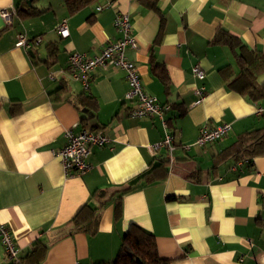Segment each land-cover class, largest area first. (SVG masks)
<instances>
[{
    "label": "crops",
    "instance_id": "crops-1",
    "mask_svg": "<svg viewBox=\"0 0 264 264\" xmlns=\"http://www.w3.org/2000/svg\"><path fill=\"white\" fill-rule=\"evenodd\" d=\"M21 1L0 0V11L16 10ZM27 1L31 16L14 17L7 28L0 17V224L11 231L20 263H108L134 224L153 235L169 264H264V156L250 166L227 161L208 174L213 156L240 133L264 128L256 115L262 104L233 91L229 72L220 71L228 66L231 77L238 74L234 49L212 43L222 29L264 53V0H155L154 8L147 0H99L74 14L63 0ZM119 14L128 16L136 39L135 49H125L126 60L144 91L170 107L165 120L173 162L158 146L165 134L161 120L128 116L123 71L95 69L87 90L68 77L69 54L98 55L121 37L114 25ZM61 21L67 38L55 31ZM19 33L39 43L31 51L17 48ZM51 44L55 55L46 62ZM150 58L166 68L169 90L151 73ZM195 65L202 80L191 73ZM257 82L264 84V73ZM83 93L95 110L76 104ZM222 123L230 126L224 138L195 145L201 127ZM80 129L101 131L109 143L92 149L88 173L65 178L52 151L65 144L66 130ZM159 163L120 197L115 217V191ZM192 172L198 175L187 178ZM98 202L96 231L73 230L83 207ZM36 246L44 252L31 261L27 255ZM0 264H9L1 244Z\"/></svg>",
    "mask_w": 264,
    "mask_h": 264
},
{
    "label": "built area",
    "instance_id": "built-area-1",
    "mask_svg": "<svg viewBox=\"0 0 264 264\" xmlns=\"http://www.w3.org/2000/svg\"><path fill=\"white\" fill-rule=\"evenodd\" d=\"M101 9L98 8L97 10ZM0 17L4 24L9 26L15 17V10L3 9L0 11ZM114 25L121 37L104 45L98 55L69 54L66 63L68 77L70 80L80 83L82 88L87 90L92 80V72L95 69H105L108 66H113L123 71L128 85L125 99L132 104L128 110V116L131 118L152 117L161 120L165 134L158 146L163 147L167 151L169 161L173 162L174 139L171 129L165 120V115L170 107L167 104L160 103L155 97L144 91L136 67L125 58V49H135L136 47V39L131 32L128 16L126 14L116 15ZM55 31L60 38L69 36L66 21H61L56 26ZM38 43V39L31 41L24 34L19 33L14 45L25 51H31L32 46ZM191 73L199 80L204 78V72L198 65L191 69ZM49 78L53 79L54 77L50 74ZM202 90L201 88L197 91L200 98ZM198 102H200V99ZM263 112L264 109L258 107L256 115L260 116ZM229 130V124L225 123L212 128L201 127L194 143L199 147L214 144L224 138ZM64 138L65 144L57 151H52V155L59 159L65 178L81 177L88 173L92 167L89 162L92 149L105 147L109 143L103 133L98 130L80 129L76 133L66 130ZM0 244L5 252L7 261L14 264L20 263L19 249L15 245L11 231L3 224H0Z\"/></svg>",
    "mask_w": 264,
    "mask_h": 264
},
{
    "label": "trees",
    "instance_id": "trees-1",
    "mask_svg": "<svg viewBox=\"0 0 264 264\" xmlns=\"http://www.w3.org/2000/svg\"><path fill=\"white\" fill-rule=\"evenodd\" d=\"M98 1L99 0H63L69 14H74L84 7L95 4ZM146 3L154 8L155 0L149 2L147 0ZM15 12V17L19 18V20H23L31 16L32 11L26 8L25 0H22L18 3ZM212 43L228 45L234 49L235 61L239 70L238 74L231 77L232 75L230 74L228 66L220 69L224 74L229 72L227 76V78L230 79L228 86L238 94L249 98L252 102L261 103L264 109V84H259L257 82L259 76L264 73V53L255 49H250L222 29L217 31ZM51 48L52 44L47 46L46 62L51 61V58L55 55L54 49ZM150 71L164 86L165 90H169V76L166 68L163 65L157 64L153 58H150ZM75 101L76 104L82 106L91 105V107L93 106V110L96 109V104L93 105L94 101L92 98L86 96L85 93L79 95ZM261 116L264 120V112ZM257 156H264V128L240 133L230 146L213 156V164L208 174L211 172L214 174L217 167L227 161H232L234 164L242 162L246 166H250L252 159ZM162 165L163 163H159L156 166L150 167V169L143 171L139 176L135 177L133 181L128 182L115 191V195L117 196L115 199V217L119 216L120 197L137 189L140 179L145 178V176L147 177L151 170ZM196 174L198 175V172L189 173L187 178H195ZM93 196L97 199L98 193H93ZM98 203L95 208L87 204L83 207L82 210L85 212V215L80 217L76 215L71 221L73 230L91 234L96 231L99 217L98 210L100 206H102ZM43 252L44 249L42 247L36 246L33 247L32 251L29 252L27 256H32L31 261H35L40 258ZM9 264L14 263L9 262ZM101 264H169V262L159 256L153 235L137 225L131 224L121 238V243L114 259L108 263Z\"/></svg>",
    "mask_w": 264,
    "mask_h": 264
},
{
    "label": "water",
    "instance_id": "water-1",
    "mask_svg": "<svg viewBox=\"0 0 264 264\" xmlns=\"http://www.w3.org/2000/svg\"><path fill=\"white\" fill-rule=\"evenodd\" d=\"M29 3H30V0H28L27 1V4L29 5ZM12 25V24H11ZM11 25H9V26H11ZM5 27H8L7 25H5Z\"/></svg>",
    "mask_w": 264,
    "mask_h": 264
}]
</instances>
